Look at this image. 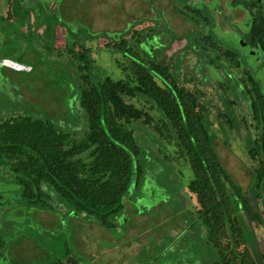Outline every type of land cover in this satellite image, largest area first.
<instances>
[{
	"label": "trees",
	"instance_id": "trees-1",
	"mask_svg": "<svg viewBox=\"0 0 264 264\" xmlns=\"http://www.w3.org/2000/svg\"><path fill=\"white\" fill-rule=\"evenodd\" d=\"M232 2L250 17L242 46L264 61V0ZM204 5L186 3L179 10L203 31L208 28L206 34L196 33L193 42L201 55L182 78L211 86L218 103L201 100V91L179 83L176 56L171 63L165 58L155 61L131 47L130 41H140L141 30L130 28L128 39L104 44L122 54L123 61L116 63L123 79L103 76L91 48L84 45L74 43L57 52V58L66 55L73 67L67 112L52 116L42 108L20 110L13 105L0 115V167H8L13 175L22 204L45 211L63 206L66 213L115 231L130 192L146 176L143 150L127 127L140 122L159 135L170 127L176 157L192 172L186 188L195 202L191 225H198L203 236L199 264H264V253L257 249L256 254L248 244L264 227V94L255 75L240 68L238 51L215 37L213 18ZM210 67L222 77L224 70L236 74L211 82ZM212 113L220 129L246 141V153L255 163L246 191L215 149ZM1 248L2 242L0 258Z\"/></svg>",
	"mask_w": 264,
	"mask_h": 264
},
{
	"label": "rangeland",
	"instance_id": "rangeland-1",
	"mask_svg": "<svg viewBox=\"0 0 264 264\" xmlns=\"http://www.w3.org/2000/svg\"><path fill=\"white\" fill-rule=\"evenodd\" d=\"M186 3L199 7L205 3L213 18V34L238 51L240 68L255 75L264 94V61L242 46L250 17L232 0H0V115L13 105L20 110L42 108L52 116L67 112L73 67L66 55L56 54L74 43L91 48L103 76L123 79L116 63L123 61L122 54L104 44L128 39L130 28L142 31L139 42L130 41L131 47L155 61L165 58L171 63L176 56L179 83L201 91V100L218 103L211 86L185 83L182 78L201 55L193 39L203 31L179 14ZM208 71L211 82L236 74L232 69L222 71L223 77L212 67ZM152 115L157 117L154 111ZM210 121L223 166L246 191L255 166L246 153V141L234 131L220 129L213 113ZM127 128L143 150L146 176L130 192L113 232L66 213L63 206L56 211L25 206L8 167H0V264H199L203 236L198 225H191L195 202L186 188L192 172L176 157L172 129L159 135L140 122ZM248 244L256 254L257 249L264 253V227Z\"/></svg>",
	"mask_w": 264,
	"mask_h": 264
},
{
	"label": "crops",
	"instance_id": "crops-1",
	"mask_svg": "<svg viewBox=\"0 0 264 264\" xmlns=\"http://www.w3.org/2000/svg\"><path fill=\"white\" fill-rule=\"evenodd\" d=\"M4 61H7V60H4ZM8 61H10V60H8Z\"/></svg>",
	"mask_w": 264,
	"mask_h": 264
}]
</instances>
